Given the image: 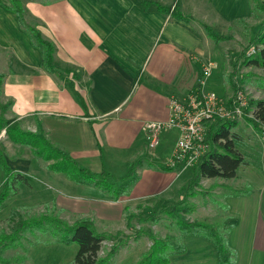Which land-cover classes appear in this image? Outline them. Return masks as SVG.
Segmentation results:
<instances>
[{
	"label": "crops",
	"instance_id": "0c3cea01",
	"mask_svg": "<svg viewBox=\"0 0 264 264\" xmlns=\"http://www.w3.org/2000/svg\"><path fill=\"white\" fill-rule=\"evenodd\" d=\"M147 1L144 5L142 0H22L26 23L53 47L49 66L45 46L6 8L10 4L0 0V100L8 105V117L22 131L45 136L92 173H107L118 185L126 176L138 177L127 195L113 196L49 170L52 160L35 156L32 146L10 138L0 141L4 159L28 180L11 197L28 192L29 202H56L64 213H84L81 218L91 219L95 227L92 212L110 225L125 216L128 226L129 212L143 203L170 206L189 198L195 202L198 194L187 189L192 167L188 174V167H162L174 157L179 130H163L178 135L165 153L161 139L158 146H149L146 124L166 120L174 98L222 91L221 74L229 57L223 42H215L204 24L227 25L232 31L242 16L230 9L239 8L241 0ZM157 4L170 6L171 11H161ZM176 6L193 19L176 17ZM208 14L211 24L205 18ZM254 155H244L246 163L221 198L226 205L222 225L230 227L227 238L236 264H264V151ZM4 181L0 167V190ZM215 209L205 201L197 204L198 219L214 224L213 212L220 213ZM183 237L191 244L184 243L187 250L178 255L185 264L204 259L198 245L213 251L208 264H217L213 243ZM189 251L193 254L186 255Z\"/></svg>",
	"mask_w": 264,
	"mask_h": 264
},
{
	"label": "trees",
	"instance_id": "16d2710c",
	"mask_svg": "<svg viewBox=\"0 0 264 264\" xmlns=\"http://www.w3.org/2000/svg\"><path fill=\"white\" fill-rule=\"evenodd\" d=\"M9 1L11 4L6 5V8L16 13L20 21L30 30L38 44L45 46L46 59L49 66H51L52 45L42 38L40 32L36 28L26 23L22 0ZM148 2L147 0H142V4L144 5ZM256 2H258V7L264 12V0H257ZM157 8L164 12L171 11L170 6L166 7L157 4ZM173 14L179 19H193L191 16H184L178 10L177 6L173 9ZM204 28L208 35L217 43L225 39H231L230 37H232L217 33L213 27L208 24H204ZM252 46H255L256 49V53L254 54L250 53ZM237 62H240L241 66L255 65L264 70V18L257 34L251 40L248 48L241 53ZM237 66L238 64L234 62L233 74L235 76L232 75L231 82L235 86L236 83H233V78H237V76L240 75L239 69L236 70ZM242 89V86L238 84L236 91L238 92ZM237 92H235V94ZM251 107H255V116H251L249 113ZM238 119L239 118L218 119L209 127L208 138L213 140L212 148L206 156L192 166L194 175L189 183L188 189L194 182L202 177L232 179L237 176L238 169L246 163L243 154L235 147V139H240V136L231 132V129L238 124ZM243 119L254 128L260 131L263 129L264 131V100H249L248 106L244 110ZM12 121L13 122L9 121L7 124L9 126L11 123L13 124V126L7 130L8 134L11 133L9 136L12 140L32 146L34 149L33 154L37 157L44 158L46 161L55 159L48 165V169L56 173L65 174L70 180L77 184L95 185L109 194L118 197L127 195L131 185L138 178L137 176H133L129 179L130 175L126 176L123 178V183L118 185L116 182L117 180L112 178L109 174L104 172L101 174L92 173L69 157L63 150L52 145L45 136L37 135L32 132H24L19 128L17 121L13 119ZM2 151L0 146V167H2L5 172V181L0 190V208L6 199L19 193L21 184L28 183L27 177L23 173L13 171L7 165ZM162 167L167 170H173L182 167V164H177L175 167L168 165ZM242 191H244L243 193L248 192V190H241V192ZM237 192L239 193V190L234 191V193ZM170 207L173 213H176V210L180 212L184 211L185 213L194 210V207L191 208L190 206L178 208L173 205ZM52 208H54V211H46L40 216L32 218H25L17 208H13L9 215L12 222V226L10 227L11 231L9 233H3L0 236V252L2 247L17 244L22 233L39 230L44 233V236H49L51 238L46 240V244L53 242L67 245L76 243L78 245V251L69 264H112L113 257L118 249L117 244L111 248V251L106 256L100 255L103 241L107 239V237L113 239L111 234L107 236L98 232L94 222L89 218H81L70 224L60 217V212L62 210L57 209L55 204ZM133 213L134 212H129L128 214L129 227L131 219L135 215ZM177 220V230L181 235L202 237L214 244L218 254L217 264H236L235 252L229 246L227 238V231L230 227H218L205 221L186 220L184 217L178 218ZM152 241L153 244L151 248L138 264H172V257L174 255L183 254L187 250L186 245L181 240L174 243L169 240H163L162 238L152 237ZM0 260L8 263V260L3 259L1 256Z\"/></svg>",
	"mask_w": 264,
	"mask_h": 264
},
{
	"label": "rangeland",
	"instance_id": "374dc122",
	"mask_svg": "<svg viewBox=\"0 0 264 264\" xmlns=\"http://www.w3.org/2000/svg\"><path fill=\"white\" fill-rule=\"evenodd\" d=\"M6 3H10L9 0H5ZM257 0H241V6L231 8V13L239 14L242 17L236 18L234 21V29L229 32L227 25L219 27L213 23V18L208 14L205 16L206 21L211 25L217 33H224L226 36H232L231 39H225L222 44L229 59L227 66L222 71L221 77L223 80L222 91L218 94L225 100L228 101L238 88V84L242 86V90L246 96V100L261 99L264 100V70L255 65L241 66L237 59L241 53L248 48L251 40L257 34L260 24L264 18V12L258 7ZM224 31V32H222ZM254 45V44H253ZM255 49V46H252ZM234 62L238 64L236 70L239 69V74L233 78L232 84L231 79L234 72ZM235 76V75H234ZM214 90V89H213ZM216 91V90H215ZM8 105L3 100H0V135H4L0 138V141L10 139L8 128L10 129L13 124L7 125L9 121L13 122L7 114ZM252 116H255V107H251L250 112ZM232 133H236L240 136V139H235L236 149L245 155L246 158H254V154L257 152L264 151V131H260L248 124L243 117L238 119V124L231 129ZM177 133L173 131H163L160 137L161 146H165V153L170 151L177 140ZM2 148V146H1ZM53 159L52 161H54ZM244 165V164H243ZM242 167V166H241ZM186 174L191 172L188 167ZM120 179V178H119ZM233 180L224 179L222 177L215 178H201L194 182L189 190H192L197 196L195 202H189L186 200L180 204L176 203L175 206L181 208L182 206L194 207V210L186 213L173 210L170 206L173 205H158L155 203L141 204L139 208H135L130 212H134L130 222V227L126 226V217L124 216L121 221H118L115 225H110L104 222L100 214L95 212L90 213V217L94 219L97 229L102 232L101 234L109 235L113 237H107L102 243V249L100 251L101 256H106L114 245H118L117 252L113 257L112 264H138L145 254L151 248L153 241L152 237L162 238L163 240H169L176 243V241H182L187 246L191 245L188 240H184L185 235H181L177 230L176 223L178 218L184 217L186 220H200L198 219L197 204L206 202L211 204L216 209H220L219 214L213 212L214 224L218 227L225 228L223 224L224 218L221 215L225 214V210L222 209L226 205L222 202V193L229 191L232 188ZM224 187H222V186ZM46 185H44L45 187ZM189 186V185H188ZM188 189V187H187ZM186 189V192L188 190ZM50 192H52L50 190ZM187 194V193H186ZM190 194V193H189ZM185 195V194H184ZM30 195L28 192L20 195V197H11L6 199L0 208V236L3 233H9L11 231L12 222L9 218L10 212L13 208H17L25 218L38 217L44 212L54 211L53 205L56 202H29ZM170 204V202H166ZM57 206V205H56ZM135 207V206H134ZM58 209V207H57ZM215 209V210H216ZM175 212V211H174ZM84 214V213H82ZM74 212H60V217L69 223H73L76 219L83 217L84 215ZM185 214V215H184ZM231 219V216H227ZM212 221V222H213ZM209 223V221H206ZM51 239L49 236H44V233L39 230L26 231L19 237V241L15 245L2 247L0 256L3 259L8 260V263L0 260V264H69L75 257L78 251V245L76 243L64 244V243H50L46 244V240ZM213 250L215 249L211 245ZM190 247V246H189ZM197 250L204 257L199 261V264H208L213 258V251H210L207 247L198 245ZM204 249H208L204 250ZM191 250H194L191 249ZM207 251V252H203ZM213 253V254H212ZM193 254V251H189L186 255ZM181 255V254H180ZM214 259V258H213ZM172 264H185L184 260L179 259V256L172 257Z\"/></svg>",
	"mask_w": 264,
	"mask_h": 264
},
{
	"label": "built area",
	"instance_id": "2783aa9c",
	"mask_svg": "<svg viewBox=\"0 0 264 264\" xmlns=\"http://www.w3.org/2000/svg\"><path fill=\"white\" fill-rule=\"evenodd\" d=\"M250 53H256V49H252ZM205 74L210 75L208 69H205ZM247 106L248 100L241 90L228 101L217 92L193 93L185 99L174 98L171 100L170 115L166 120L146 124L149 146L154 148L160 144L163 130L178 129L180 136L176 151L167 165L175 167L182 164L180 168L192 167L212 148L213 140L208 138L209 127L218 119L243 117Z\"/></svg>",
	"mask_w": 264,
	"mask_h": 264
}]
</instances>
